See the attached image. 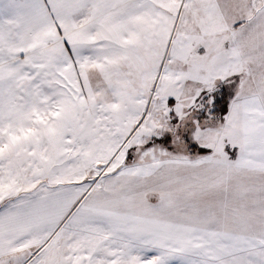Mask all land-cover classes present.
<instances>
[{
    "label": "snow or ice",
    "instance_id": "obj_1",
    "mask_svg": "<svg viewBox=\"0 0 264 264\" xmlns=\"http://www.w3.org/2000/svg\"><path fill=\"white\" fill-rule=\"evenodd\" d=\"M0 264H264V0H0Z\"/></svg>",
    "mask_w": 264,
    "mask_h": 264
}]
</instances>
